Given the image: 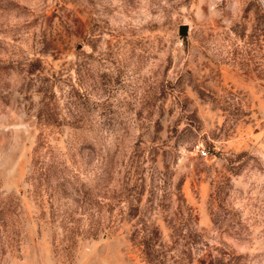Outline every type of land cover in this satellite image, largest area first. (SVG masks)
I'll return each mask as SVG.
<instances>
[{
	"label": "rangeland",
	"instance_id": "obj_1",
	"mask_svg": "<svg viewBox=\"0 0 264 264\" xmlns=\"http://www.w3.org/2000/svg\"><path fill=\"white\" fill-rule=\"evenodd\" d=\"M0 264H264V0H0Z\"/></svg>",
	"mask_w": 264,
	"mask_h": 264
},
{
	"label": "water",
	"instance_id": "obj_2",
	"mask_svg": "<svg viewBox=\"0 0 264 264\" xmlns=\"http://www.w3.org/2000/svg\"><path fill=\"white\" fill-rule=\"evenodd\" d=\"M186 33H187V28H186V27H183V29H182V34H183V35H186Z\"/></svg>",
	"mask_w": 264,
	"mask_h": 264
},
{
	"label": "built area",
	"instance_id": "obj_3",
	"mask_svg": "<svg viewBox=\"0 0 264 264\" xmlns=\"http://www.w3.org/2000/svg\"><path fill=\"white\" fill-rule=\"evenodd\" d=\"M203 154H204V155H207V153H206V152H203Z\"/></svg>",
	"mask_w": 264,
	"mask_h": 264
}]
</instances>
